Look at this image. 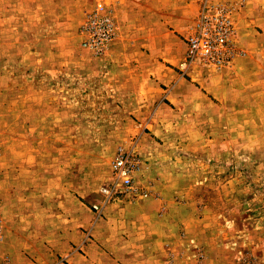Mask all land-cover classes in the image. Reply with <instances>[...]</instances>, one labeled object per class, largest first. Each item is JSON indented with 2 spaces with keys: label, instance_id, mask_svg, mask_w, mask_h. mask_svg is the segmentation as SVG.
<instances>
[{
  "label": "rangeland",
  "instance_id": "1",
  "mask_svg": "<svg viewBox=\"0 0 264 264\" xmlns=\"http://www.w3.org/2000/svg\"><path fill=\"white\" fill-rule=\"evenodd\" d=\"M206 2L234 4L239 55L224 68L196 63L181 71L183 53L164 63L163 83H142L134 97L110 87V47L101 55L81 48L80 26L92 8L106 6L116 24L108 0L85 4L78 29L66 34L68 48L53 50L64 73L50 80L24 64L14 70L21 59L43 58L44 49L3 47L13 37L0 33V73H20L36 91L53 93L42 116L38 99L27 98L31 107L20 113L0 99V264H124L109 237L124 250L126 228L139 215L165 229L157 264H264V0L181 1L184 52ZM129 3L132 25L142 3ZM242 10L253 15L244 24ZM152 91L154 103L144 97ZM132 138L144 162L135 183L148 195H118L99 210L115 149Z\"/></svg>",
  "mask_w": 264,
  "mask_h": 264
},
{
  "label": "crops",
  "instance_id": "2",
  "mask_svg": "<svg viewBox=\"0 0 264 264\" xmlns=\"http://www.w3.org/2000/svg\"><path fill=\"white\" fill-rule=\"evenodd\" d=\"M90 1L0 0V33L13 37L11 41H7L8 44H4L3 40V47L45 50L43 58L30 57L28 62L21 59L14 70L18 71L20 64H24L28 71L39 70L44 74L46 80L64 73L63 58L55 57L53 50L68 48L66 34L71 29H78L76 26L78 27V21L82 17V10L85 4ZM108 1L111 2L115 13L117 28L115 39L109 49L111 55V63L108 64L109 84L116 95L134 97L139 95L138 91H140L142 83L151 85L150 80L154 82V79L163 83L166 76L165 62L169 64L178 62L183 57L184 45L179 37L185 34L189 24L188 20H181L180 2L196 0H131L142 3L140 11H137L139 15L136 17V21L134 18L132 25L126 22L128 18L126 16H130V12L127 10L132 7L129 3L130 0ZM166 1H171L172 5L166 7ZM251 17L253 15L245 10H242L238 15L243 24L251 20ZM2 71L0 73L1 102L5 103L7 108L9 105L14 106V111L20 113L25 107H31L27 104L24 105L27 98L32 102L38 99L37 102H41L40 106L42 102L44 105V111L39 110V114L42 116L41 113L46 112L47 99L49 102L51 101L52 90L45 88L43 91H36L37 89H34L33 86H28L26 77L24 78L20 73L13 75L5 69ZM170 78L173 82L176 81L175 75L172 74ZM155 91L158 101L160 95L157 93L158 90ZM154 93L153 91L152 94L145 93L144 97L148 100L150 97L151 99L155 98ZM148 100L147 105H149ZM151 103H154L153 99ZM143 169L139 172L140 174ZM49 191L51 192V189L46 188V192L49 193ZM130 222V226L126 228L127 239L123 241L124 250L120 248L122 243H117L115 238L109 237V246H112L111 253L124 258V264H145V261L142 260L145 256L151 259L146 264L162 263L165 253L164 251L158 253L156 247L160 241L164 240L165 229L160 230L154 222L149 224L140 215L133 217ZM146 225H150V227L145 228ZM101 237L98 236V240L102 239ZM76 239L80 240L81 238L77 237ZM85 248L90 249L91 245H86ZM74 260L76 259L74 258Z\"/></svg>",
  "mask_w": 264,
  "mask_h": 264
},
{
  "label": "built area",
  "instance_id": "3",
  "mask_svg": "<svg viewBox=\"0 0 264 264\" xmlns=\"http://www.w3.org/2000/svg\"><path fill=\"white\" fill-rule=\"evenodd\" d=\"M234 10V4H203L185 37V52L178 64L179 70H188L196 63L215 69L224 68L239 55L234 42ZM80 33L83 48L95 55L105 53L116 36V24L111 11L103 5L92 8L84 15ZM137 142V139L132 138L116 147L110 163L109 185L99 189V210L118 195L132 201L148 195L146 188H139L135 183L144 165L136 152Z\"/></svg>",
  "mask_w": 264,
  "mask_h": 264
}]
</instances>
